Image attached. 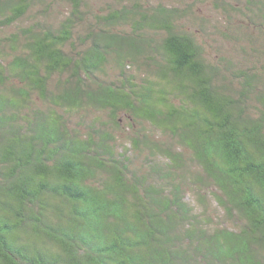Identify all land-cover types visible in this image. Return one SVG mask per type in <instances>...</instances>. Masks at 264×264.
I'll return each mask as SVG.
<instances>
[{
    "label": "trees",
    "instance_id": "obj_1",
    "mask_svg": "<svg viewBox=\"0 0 264 264\" xmlns=\"http://www.w3.org/2000/svg\"><path fill=\"white\" fill-rule=\"evenodd\" d=\"M0 264H264V0H0Z\"/></svg>",
    "mask_w": 264,
    "mask_h": 264
}]
</instances>
